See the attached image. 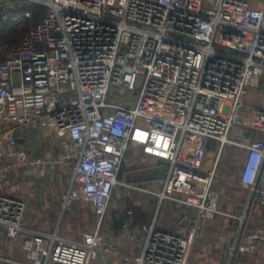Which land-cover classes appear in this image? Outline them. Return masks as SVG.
<instances>
[{"label":"built area","instance_id":"built-area-1","mask_svg":"<svg viewBox=\"0 0 264 264\" xmlns=\"http://www.w3.org/2000/svg\"><path fill=\"white\" fill-rule=\"evenodd\" d=\"M32 5L45 6V17L0 62V128H8L0 140V185L9 174L1 142L16 155L15 126L36 123L59 136L72 161L61 203L87 201L96 220L80 240L30 231L25 201L0 192V229L22 241L29 264H97L108 249L111 264H184L189 239L155 220L137 224L131 210L117 236L105 235L115 188L195 208L208 224L225 213L215 184L227 148L241 153L236 172L251 195L231 264H251L246 256L264 246V220L252 219L264 208V132L254 136L239 117L246 113L264 125V2L0 0V17L18 23L32 16L23 10ZM247 88L260 97L245 101ZM118 89L129 96L116 99ZM189 136L203 146L218 143L209 169L180 160ZM132 142L167 162L159 190L120 179Z\"/></svg>","mask_w":264,"mask_h":264},{"label":"crops","instance_id":"crops-1","mask_svg":"<svg viewBox=\"0 0 264 264\" xmlns=\"http://www.w3.org/2000/svg\"><path fill=\"white\" fill-rule=\"evenodd\" d=\"M253 119L255 129L250 127L249 131L258 137L264 132V125L257 117ZM7 129L0 128V140ZM14 133L18 137V144L14 149L16 155L12 154L13 149L5 140L1 142L8 154L5 163L9 166V174L0 185V192L25 201L23 225L30 231L57 230L65 238L80 240L87 227L95 226V209L87 201L65 207L61 203L60 195L72 183L73 165L65 157L66 151L58 139L59 136L40 128L36 123L15 126ZM217 149L216 141L203 146L197 137L189 136L180 150V160L190 166L207 170L213 165ZM232 149L239 156V162L235 166L236 175L233 185L215 186L220 193L219 208L225 213L219 214L213 222L206 224L195 208L174 206L167 201L159 204L156 195L138 192L119 184L115 188L113 202L108 211L105 235L108 238H112L110 234L117 236L129 216L128 210H131L135 223L145 224L155 220L159 228L177 232L189 239L190 247L184 264H231L233 256L230 249L241 237L240 216L246 211L251 196L239 184L236 172L242 161L241 153L235 148ZM228 155L227 153L226 156L225 150L220 170H223L221 173H224L226 180L225 168L227 170V163L231 159ZM32 160L39 161L32 164ZM167 165V162L157 157L144 154L141 147L132 142L119 177L129 184L138 183L159 190ZM41 168L46 170V175H40ZM258 218L264 220L263 207L256 209L253 214L254 220ZM209 225H215L214 229L207 231L206 226ZM221 225L220 232H214L215 227ZM128 249L129 246L120 250L117 260L125 256ZM246 258L251 264H264V246ZM113 260L108 249L97 264H111ZM0 264H29L22 241L8 237L2 228Z\"/></svg>","mask_w":264,"mask_h":264},{"label":"rangeland","instance_id":"rangeland-1","mask_svg":"<svg viewBox=\"0 0 264 264\" xmlns=\"http://www.w3.org/2000/svg\"><path fill=\"white\" fill-rule=\"evenodd\" d=\"M263 2L264 0H256V5L257 6H262L263 5ZM10 47V43H3L2 45H0V55H5L7 54V48L9 49ZM130 93H127L125 90L123 89H118L117 91H115V93L113 94L114 97L116 99H121V97H124V96H129ZM131 99L134 97V93H132V95L130 96ZM258 97H260L259 95V92L258 90H255L253 88H247L245 90V94H244V100L245 101H251V100H255L257 99ZM253 116L252 115H249V114H246V113H242L241 116L239 117V121L241 123H245L247 125H249L252 129H255L254 126V121H253ZM228 152V156H230L231 159H229V163H227V170L225 168V171H227V180H226V176H224V173H221L222 171H220V175H219V178L215 184L218 185V186H222L224 184H229V185H233V182H234V178H235V166L237 165V163L239 162V156L236 154V151L234 152V149H226ZM121 188V187H120ZM253 219V217H252ZM215 225H209V226H206V229L207 231H209L210 229H212ZM222 226L221 225L220 227H215V230L214 232H220V230L222 229ZM214 229V228H213ZM212 229V230H213ZM211 230V231H212ZM213 233V232H212Z\"/></svg>","mask_w":264,"mask_h":264},{"label":"trees","instance_id":"trees-1","mask_svg":"<svg viewBox=\"0 0 264 264\" xmlns=\"http://www.w3.org/2000/svg\"><path fill=\"white\" fill-rule=\"evenodd\" d=\"M30 9L32 16L24 17L20 22L3 21L0 17V45L10 43V46L19 41L30 28L41 21L46 14V7L42 5L25 6L23 10ZM8 51V48H7ZM6 55H0V62L6 58Z\"/></svg>","mask_w":264,"mask_h":264}]
</instances>
